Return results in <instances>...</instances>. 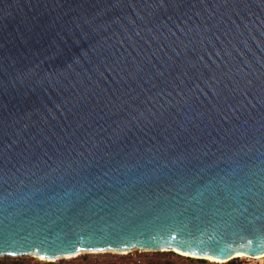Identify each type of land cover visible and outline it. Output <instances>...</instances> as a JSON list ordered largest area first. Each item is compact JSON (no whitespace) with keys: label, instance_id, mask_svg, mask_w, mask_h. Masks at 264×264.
Masks as SVG:
<instances>
[{"label":"water","instance_id":"95a60500","mask_svg":"<svg viewBox=\"0 0 264 264\" xmlns=\"http://www.w3.org/2000/svg\"><path fill=\"white\" fill-rule=\"evenodd\" d=\"M264 252V0H0V256Z\"/></svg>","mask_w":264,"mask_h":264},{"label":"rangeland","instance_id":"374dc122","mask_svg":"<svg viewBox=\"0 0 264 264\" xmlns=\"http://www.w3.org/2000/svg\"><path fill=\"white\" fill-rule=\"evenodd\" d=\"M54 260H41L36 255L0 256V264H264V255L259 258L234 257L223 261L183 256L173 250L133 248L129 250L98 251Z\"/></svg>","mask_w":264,"mask_h":264},{"label":"bare ground","instance_id":"6f19581e","mask_svg":"<svg viewBox=\"0 0 264 264\" xmlns=\"http://www.w3.org/2000/svg\"><path fill=\"white\" fill-rule=\"evenodd\" d=\"M133 249V248H132ZM136 249V248H135ZM164 250V249H163ZM167 250V249H166ZM168 250H173V249H168ZM104 251H108V250H104ZM110 251V250H109ZM113 252L115 251V250H112ZM173 251H175L176 253H178V254H180V255H183V256H191V257H198V258H204V259H207V260H211V261H222V260H217V259H215V258H213V257H209V256H205V257H199V256H196V255H192V254H188V253H185V252H182V251H176V250H173ZM84 251H78V252H76L75 254H70V255H64V256H60V257H57V258H55V259H49V258H43V257H40V256H38V258H40L41 260H47V261H49V260H56V259H59V258H65V257H69V256H76V255H79V254H82ZM88 253H94V252H98V251H87ZM87 252H85V253H87ZM101 252V251H100ZM32 255H34V254H32ZM262 255H264V252L263 253H261V254H258V255H249V254H247V253H243V252H241V253H236V254H234L231 258H234V257H251V258H259L260 256H262ZM37 256V255H36ZM263 257V256H262ZM230 258V259H231Z\"/></svg>","mask_w":264,"mask_h":264}]
</instances>
